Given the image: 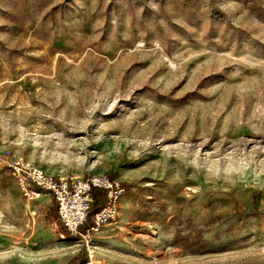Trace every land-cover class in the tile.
I'll list each match as a JSON object with an SVG mask.
<instances>
[{
    "label": "rangeland",
    "instance_id": "1",
    "mask_svg": "<svg viewBox=\"0 0 264 264\" xmlns=\"http://www.w3.org/2000/svg\"><path fill=\"white\" fill-rule=\"evenodd\" d=\"M20 156L118 178L113 243L69 235L51 194L27 198ZM88 249L264 264V0H0V264Z\"/></svg>",
    "mask_w": 264,
    "mask_h": 264
},
{
    "label": "built area",
    "instance_id": "2",
    "mask_svg": "<svg viewBox=\"0 0 264 264\" xmlns=\"http://www.w3.org/2000/svg\"><path fill=\"white\" fill-rule=\"evenodd\" d=\"M7 166L27 198H37L45 192L51 194L57 203L59 220L68 234L82 237L87 244L103 226L118 219L120 200L126 190L118 178L104 174L80 178L55 177L21 156L8 161ZM95 189L105 192V200L93 215L91 226L82 233L81 226L87 222L94 203ZM94 256V250L88 249L82 264H96Z\"/></svg>",
    "mask_w": 264,
    "mask_h": 264
},
{
    "label": "crops",
    "instance_id": "3",
    "mask_svg": "<svg viewBox=\"0 0 264 264\" xmlns=\"http://www.w3.org/2000/svg\"><path fill=\"white\" fill-rule=\"evenodd\" d=\"M119 212H120V210H119ZM119 218H120V216H119ZM92 223H93V218L91 220H87V222L81 226V231L85 232L91 226ZM113 224L114 223H108L105 226H103L101 228V230L94 235L95 239H97V241H105L106 243L112 244L114 239H115V236H113V234L115 232V226ZM100 253H102V252H100ZM103 256L108 257L109 255L103 254ZM101 261H103V260L100 259L99 262L101 263Z\"/></svg>",
    "mask_w": 264,
    "mask_h": 264
},
{
    "label": "trees",
    "instance_id": "4",
    "mask_svg": "<svg viewBox=\"0 0 264 264\" xmlns=\"http://www.w3.org/2000/svg\"><path fill=\"white\" fill-rule=\"evenodd\" d=\"M93 194H94V203L91 207V211L88 219L93 218V215L101 208L105 200V192L102 189H95Z\"/></svg>",
    "mask_w": 264,
    "mask_h": 264
}]
</instances>
